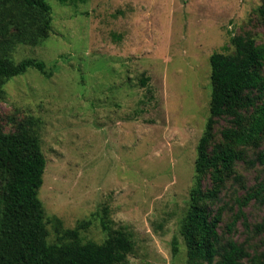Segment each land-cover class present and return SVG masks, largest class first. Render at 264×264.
Returning a JSON list of instances; mask_svg holds the SVG:
<instances>
[{
	"label": "rangeland",
	"instance_id": "374dc122",
	"mask_svg": "<svg viewBox=\"0 0 264 264\" xmlns=\"http://www.w3.org/2000/svg\"><path fill=\"white\" fill-rule=\"evenodd\" d=\"M46 1L49 36L17 46L13 58L43 61L51 77L29 69L0 96L4 133L40 121L44 219L66 229L89 221L84 242H103L102 224L130 234L124 264H186L179 229L209 117L210 56L231 54L234 36L264 45V0ZM234 127L230 118L215 120L209 153ZM233 149L242 159L221 170L217 199L206 206L221 213V242L235 241L251 259L264 252V204L247 200L264 176L254 163L264 131L255 145ZM202 183L213 189L211 171ZM46 229L56 243L51 224Z\"/></svg>",
	"mask_w": 264,
	"mask_h": 264
},
{
	"label": "trees",
	"instance_id": "16d2710c",
	"mask_svg": "<svg viewBox=\"0 0 264 264\" xmlns=\"http://www.w3.org/2000/svg\"><path fill=\"white\" fill-rule=\"evenodd\" d=\"M259 11L264 15L263 9ZM51 21V6L46 0H0V96L6 81L29 69L47 79L51 77L43 61L26 58L15 62L13 58L17 46H36L47 39ZM230 44L231 54L216 52L209 60V117L196 147L193 185L179 229L186 264H264V252L248 259L242 245L231 239L221 242L217 231L221 213L212 215L206 206L217 199L221 170L230 171L233 163L242 159L233 148L255 145L264 131V45L244 36L232 37ZM242 111L250 114L245 117ZM220 118H230L235 127L224 129L221 136L225 145L209 153L215 120ZM39 128L36 118H30L13 133H4L0 128V264H124L134 249L130 234L102 224L105 240L84 242L80 234L89 227V221L66 229L56 217L44 219L38 191L46 161ZM255 162L264 165V150ZM209 171L215 185L206 190L202 179ZM247 198L264 204V176ZM47 223L51 224L56 243L47 241ZM172 244L175 253L176 240Z\"/></svg>",
	"mask_w": 264,
	"mask_h": 264
}]
</instances>
